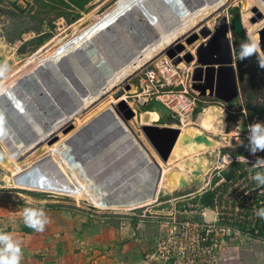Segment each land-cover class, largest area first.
Instances as JSON below:
<instances>
[{
	"label": "rangeland",
	"instance_id": "rangeland-1",
	"mask_svg": "<svg viewBox=\"0 0 264 264\" xmlns=\"http://www.w3.org/2000/svg\"><path fill=\"white\" fill-rule=\"evenodd\" d=\"M121 1L0 0V78L13 68L15 61L33 58L58 37L63 40L71 37L74 29H77L76 34L79 33ZM248 10L247 0H230L202 26L216 31L223 22L230 23L233 16L239 13L243 16ZM250 17H255V13ZM65 31L66 36H58ZM228 36L230 39L235 36L231 28ZM209 41L210 38L201 37L195 44L188 45L184 40L186 48L180 55L184 57L188 51L195 55L199 47ZM163 58L146 65L128 79L125 83L131 85L130 90H125L123 83L90 108L71 115L67 125L48 139L54 141L58 136L56 142L52 145L43 143L23 162L19 158L16 160L20 172L9 166V150L0 141V232L10 233L19 242L23 253L20 264H173L171 260L166 261L171 251L168 240L173 232L179 233L180 227L187 222L203 221V212L209 220L214 219L213 211H205L209 207H204L202 201L208 191H213L226 178L237 157L247 154L240 141L247 144L249 126L264 122V96L256 93L247 97L243 93L237 98L238 104L232 106L209 94V90L198 93L192 89L190 81L196 60L189 64L184 58L180 62L166 55ZM39 66L36 68L41 71L43 68ZM183 93L197 99L195 108L188 114L177 112L165 98ZM121 100H126L135 111V117L128 123L140 136L139 127L144 124L185 127L206 134L219 144L205 146L204 151L162 164V178L154 198L132 203L134 194L119 195L112 196L107 205L97 206L79 197L71 179L61 172V165L56 164L51 150L108 106ZM248 103H251V109H246ZM196 109L202 112L196 115ZM230 115L236 118L229 120ZM203 152L211 160L202 176L204 184L180 187L177 183L170 188L167 180L171 174L188 173L187 163L192 164ZM43 156L54 159L57 169L51 174L60 177L59 181H63L68 190L66 193L26 189L14 184L13 176L23 173ZM188 175L190 179L192 172ZM152 182L150 179L148 185ZM149 189L151 186H146L141 191L145 193ZM25 208L44 211L48 219L44 231L36 232L25 226ZM227 241L218 250L215 264H264V234L237 235ZM171 255L177 258L175 252Z\"/></svg>",
	"mask_w": 264,
	"mask_h": 264
},
{
	"label": "water",
	"instance_id": "water-1",
	"mask_svg": "<svg viewBox=\"0 0 264 264\" xmlns=\"http://www.w3.org/2000/svg\"><path fill=\"white\" fill-rule=\"evenodd\" d=\"M188 7L184 0L138 1L127 14L115 19L114 25L97 35L94 43L97 48L101 47L100 51L80 48L28 79L21 78L17 86L0 99V108L9 116L16 136L26 142L36 143L19 161L23 162L38 147H42L43 142L38 140L40 131L55 124L58 117L77 112V94L81 97L97 90L99 81H105L104 74L110 67L118 68L130 60L135 49L143 43L152 41L160 32L176 25L189 14ZM253 11L255 17L251 23L256 24L264 18V13L257 7ZM230 28L235 35L233 39L228 36ZM256 34L259 38L256 54L240 60L238 52L241 44L252 40L239 13L232 17L230 23L223 22L216 31L204 26L199 32L186 37L188 45L195 44L201 37L210 38L209 43H203L195 55L188 51L182 57L180 53L186 48L182 42L167 48L164 55L177 62L184 58L189 64L196 60L191 80L199 83L198 89L205 93L209 90V94L226 102L245 94L247 88L262 95L264 69H260L258 63L264 61V24ZM91 50L93 53L98 51L99 57L104 55L109 64L104 63L102 67L94 64L90 57ZM124 88L130 90L132 87L125 83ZM135 115L128 102L121 100L115 109L106 108L93 117L67 139V144L74 158H84V167L102 191H107L113 197L134 194L132 203H140L156 196L163 173L162 164H168L182 129L144 124L139 127L142 138L128 123ZM118 116L128 124V129L122 126ZM58 138L56 136L54 141L49 140L48 145ZM190 141L208 147L216 146L217 142L206 134H197L193 138L185 136L183 139L185 144ZM132 142H138L142 150L133 151ZM2 156L7 161V157ZM56 169L53 159L43 156L26 167L23 173L13 176L14 184L26 189L66 193L68 190L63 181H59L60 177H50ZM203 175L204 170L198 166L188 181L181 179L180 187L202 186ZM150 179H153L152 185H148ZM146 186H151V189L142 193L141 188Z\"/></svg>",
	"mask_w": 264,
	"mask_h": 264
},
{
	"label": "bare ground",
	"instance_id": "bare-ground-1",
	"mask_svg": "<svg viewBox=\"0 0 264 264\" xmlns=\"http://www.w3.org/2000/svg\"><path fill=\"white\" fill-rule=\"evenodd\" d=\"M138 1L141 0H122L111 10H108L103 16L96 18L95 22H93L90 26L80 31L79 33L76 34L77 29H74L71 32V37H68L66 40L58 37L49 45H47L42 51L36 54L33 58L27 61H15L14 64L12 61L13 65H11L13 66V68L10 69L9 72L2 78H0V99L3 96L8 95L11 92V89H14L17 86L21 78L28 79V77L32 76L33 74L39 73L40 70H37L36 68V65L38 64L44 69L49 64L56 63L62 60L71 52L84 47L94 49V51L96 49H99L100 51L101 47L97 48L94 43V41L97 40V35L102 30H105L109 26L114 25L115 19L127 14L128 10L133 9ZM184 1L189 6V14L187 13V16L182 17V19L179 20V22L173 27L160 32L159 35H156L152 39V41L143 43V41L141 40V43H143V45L139 46L138 49H135L136 47L134 48L135 53L130 60L125 61L116 69L110 67L109 71L104 74L105 81H99L100 85L97 90H95L94 92H89L85 96L82 95L81 97L77 94V111L82 112L90 108L98 101L102 100L103 96H108L118 86L127 82L128 79H130L135 73L140 71L146 65L157 60H163V57L165 56L164 52L167 48L174 46L178 42L183 43L186 37L194 32H199L202 27L207 26H202V23L206 19H208V17L213 15V13L217 12L223 6H225L230 0ZM255 7L259 8V10L264 13V0H247V8L249 10L242 16L244 28L253 42L257 40L256 33L258 29H260V27L264 24V18L258 20L256 24L250 23V19L254 18L250 16H252V13H254V11L252 12V10ZM91 52L92 53H90V57L94 64L99 65V67L104 66V63H107V65L109 64L104 55L101 54V57H99L98 51L93 53V51L91 50ZM190 82L192 89L195 92L201 93L202 90L198 89L199 83L192 80ZM174 96L168 95L165 98H168L167 100H170V102L172 101V104H180L184 99L182 95ZM115 107L116 105H110L107 108L115 109ZM69 117H71V115L68 114L58 117L55 124L39 132L38 140L42 141L43 143H47L49 141L48 139L55 131L62 129L63 127H65V125H67V123L69 122ZM118 119H120L119 121L122 126L125 129H128V124L123 121L122 117L118 116ZM10 124L11 122L9 116H7L0 108V141L5 145L6 149L9 150V154H7L10 160L8 162L9 166L13 168V171L20 172V165L18 164L19 162H16V160L23 154L29 152L30 149L36 145V143L26 142L24 141V139L17 137L15 129L12 128ZM197 134L201 133L199 131H196L195 129L182 127V133L178 142L176 143L169 161H171V159H181L185 155L199 153L202 150L204 151L206 148L204 144H197L193 141H190L188 144H185L183 142L185 136L193 138ZM67 139L66 141L55 144L52 147L51 152L56 161V164H60L61 172L71 179L72 186L75 190H77L79 197L97 206L107 205L112 196H110L107 191H102L101 188L97 186L96 180L91 178L90 172L83 165L84 158L76 159L73 157V155L71 154L70 146L67 144ZM218 144L219 142L217 141L216 146ZM131 145L133 146V151L135 152L142 150V147L138 142H132ZM203 154L204 152L199 154V156L194 160L192 164L187 163L188 173L195 171L198 166H201L202 169L205 170L206 167L211 164L206 156L202 157ZM226 159L229 160L230 157H226ZM177 171H180L179 168ZM178 173L179 174L173 172L171 174V177L168 178L167 183L168 185H170V188L177 186L182 178L186 179L187 181L189 180L188 173ZM53 176L54 175H51L50 177Z\"/></svg>",
	"mask_w": 264,
	"mask_h": 264
},
{
	"label": "built area",
	"instance_id": "built-area-1",
	"mask_svg": "<svg viewBox=\"0 0 264 264\" xmlns=\"http://www.w3.org/2000/svg\"><path fill=\"white\" fill-rule=\"evenodd\" d=\"M66 32L58 36H66ZM181 95L184 99L180 104L167 101L177 112L188 114L195 108L197 99L186 93ZM260 154L258 152L253 156L248 151L246 155L240 156L245 157L246 162L237 157L234 162L240 168L232 178H224L216 185L213 190V206L205 208V211H213L215 219L209 220L207 213L203 212V221L187 222L180 227L179 233L174 231L168 240L171 251L166 261L171 260L173 264H215L218 250L227 240L237 235L264 234L261 233L264 219L256 215L257 211L264 208V186L252 179L257 172L264 173V166L256 164L258 158H264ZM172 251L177 258L171 255Z\"/></svg>",
	"mask_w": 264,
	"mask_h": 264
},
{
	"label": "clouds",
	"instance_id": "clouds-1",
	"mask_svg": "<svg viewBox=\"0 0 264 264\" xmlns=\"http://www.w3.org/2000/svg\"><path fill=\"white\" fill-rule=\"evenodd\" d=\"M259 47V38L256 41H246L241 44L238 55L240 60H246L253 57ZM260 69H264V61L258 63ZM253 156L256 153L264 151V122H257L249 126L247 134V144L240 141ZM242 162H246L245 157H240ZM257 166H264V158L256 160ZM252 179L259 185L264 186V173L257 172ZM256 215L264 219V208L256 212ZM23 222L25 226L36 232L44 231L48 219L41 209L25 208L23 210ZM22 249L18 241L14 240L12 235L7 232H0V264H20L22 259Z\"/></svg>",
	"mask_w": 264,
	"mask_h": 264
},
{
	"label": "trees",
	"instance_id": "trees-1",
	"mask_svg": "<svg viewBox=\"0 0 264 264\" xmlns=\"http://www.w3.org/2000/svg\"><path fill=\"white\" fill-rule=\"evenodd\" d=\"M261 91L263 92L262 96H264V89H262ZM256 93H257V95H260V93H259L258 91L253 92V91H251L249 88H247L245 94H246L247 97H248V96H250V95H253V96H254ZM237 100H238L237 98H236V99H232V100H230V101H229V102H230V105H232V106H236V105L238 104V103H237ZM247 107H248V109H251V108H252L251 103H248V105L246 106V109H247ZM200 112H202V111L199 110V109H196V110H195V114H196V115H199ZM235 118H236V117H235V116H232V115H230V116L228 117L229 120H234ZM245 150H246V148H245ZM246 151H247V150H246ZM260 155H261L262 157H264V151H261V154H260ZM239 168H240V165L234 163V164L232 165L231 169L229 170L228 174L226 175V178H227V179L232 178V177L234 176V173L236 172V170L239 169ZM213 198H214V192H213V191H208V192L205 194V199L202 201L203 206H204V207H212V206H213ZM261 233H264V227L262 228Z\"/></svg>",
	"mask_w": 264,
	"mask_h": 264
},
{
	"label": "crops",
	"instance_id": "crops-1",
	"mask_svg": "<svg viewBox=\"0 0 264 264\" xmlns=\"http://www.w3.org/2000/svg\"><path fill=\"white\" fill-rule=\"evenodd\" d=\"M214 219H215V217H214Z\"/></svg>",
	"mask_w": 264,
	"mask_h": 264
}]
</instances>
